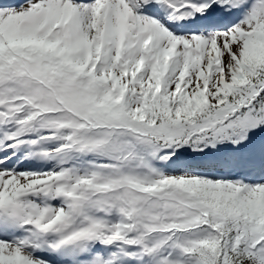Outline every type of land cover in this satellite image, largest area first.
<instances>
[{"label":"snow or ice","instance_id":"1","mask_svg":"<svg viewBox=\"0 0 264 264\" xmlns=\"http://www.w3.org/2000/svg\"><path fill=\"white\" fill-rule=\"evenodd\" d=\"M0 264H264V0H0Z\"/></svg>","mask_w":264,"mask_h":264}]
</instances>
